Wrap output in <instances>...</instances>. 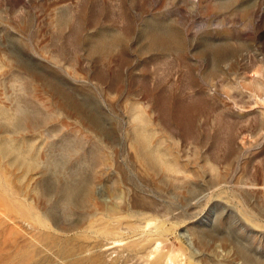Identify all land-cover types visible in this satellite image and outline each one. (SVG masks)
I'll return each mask as SVG.
<instances>
[{"label":"rangeland","instance_id":"1","mask_svg":"<svg viewBox=\"0 0 264 264\" xmlns=\"http://www.w3.org/2000/svg\"><path fill=\"white\" fill-rule=\"evenodd\" d=\"M0 264H264V0H0Z\"/></svg>","mask_w":264,"mask_h":264}]
</instances>
